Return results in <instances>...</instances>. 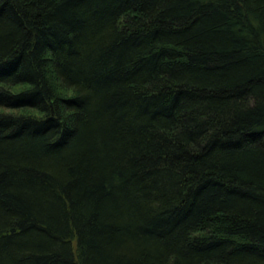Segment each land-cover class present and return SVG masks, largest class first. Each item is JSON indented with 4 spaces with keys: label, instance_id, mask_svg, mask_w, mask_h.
<instances>
[{
    "label": "trees",
    "instance_id": "trees-1",
    "mask_svg": "<svg viewBox=\"0 0 264 264\" xmlns=\"http://www.w3.org/2000/svg\"><path fill=\"white\" fill-rule=\"evenodd\" d=\"M0 264H264V0H0Z\"/></svg>",
    "mask_w": 264,
    "mask_h": 264
}]
</instances>
